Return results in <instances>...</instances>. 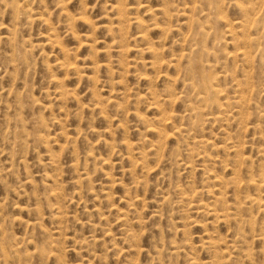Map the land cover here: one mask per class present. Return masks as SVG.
<instances>
[{
  "label": "rangeland",
  "instance_id": "rangeland-1",
  "mask_svg": "<svg viewBox=\"0 0 264 264\" xmlns=\"http://www.w3.org/2000/svg\"><path fill=\"white\" fill-rule=\"evenodd\" d=\"M0 264H264V0H0Z\"/></svg>",
  "mask_w": 264,
  "mask_h": 264
},
{
  "label": "bare ground",
  "instance_id": "bare-ground-1",
  "mask_svg": "<svg viewBox=\"0 0 264 264\" xmlns=\"http://www.w3.org/2000/svg\"><path fill=\"white\" fill-rule=\"evenodd\" d=\"M251 10L250 9H248V8H244V12H250ZM206 16V15H205ZM217 20V19H216ZM198 59V58H197ZM198 63V62H197ZM198 65V64H197ZM194 66V65H193ZM209 83L210 82H207V83H204L203 84V89L206 91V93H208V94H211V96L212 95H216L217 94V91L215 90V87L213 88V87H211L210 85H209ZM191 85V84H190Z\"/></svg>",
  "mask_w": 264,
  "mask_h": 264
}]
</instances>
